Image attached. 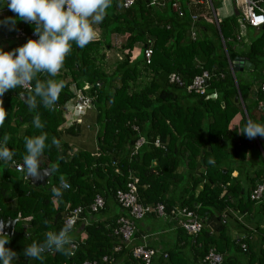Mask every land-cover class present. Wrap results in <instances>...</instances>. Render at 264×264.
<instances>
[{"label": "trees", "instance_id": "trees-1", "mask_svg": "<svg viewBox=\"0 0 264 264\" xmlns=\"http://www.w3.org/2000/svg\"><path fill=\"white\" fill-rule=\"evenodd\" d=\"M121 1L113 0L105 20L97 26L99 39L83 49L73 44L58 76L39 77L64 82L65 87L52 109L38 103L35 110H30L20 95L25 94L27 98L31 93L21 88L10 90L3 97L7 118L0 127V141L5 134L10 136L8 147L15 153L14 163H23L24 137L46 132L49 147L41 157L40 166L56 169L47 176L43 186H34L23 178V172L0 161V220H16L15 234L6 246L20 254L17 264H81L85 260L96 264H138L131 256L132 245L137 242L135 236H138L137 243L144 236L146 245L152 247L148 243L151 231L136 234V230L129 244L112 234L115 219L122 213L114 193L124 188L131 173L138 179L140 203H162L166 218L171 207L177 204L203 221L195 236L175 227L173 244L162 243L161 251L150 264H206L200 259L210 247L221 254L219 264H264V248H261L264 198L249 199L251 188L264 178V160L259 150H264V138L256 137L263 168H252L255 157L247 146L254 140L239 134L233 142L234 131L230 127L236 121L237 131L249 118L264 123V110L256 109V99L264 98L259 88L264 84V29L247 25V42L242 41L244 37L237 42L234 34L239 30L232 13V19L218 20L219 31L215 28L210 38L198 33L205 30V25L197 17L196 38L190 39L187 33L193 13L186 5L187 0H179L181 16L172 11V0H166L162 7L150 5L151 0H136L127 8L122 7ZM6 3L7 0H0V20L15 16ZM16 30L22 31L20 38L13 37ZM31 34H34V25L20 20L16 21L14 30L0 26V48L11 51L32 39ZM111 34L123 35L124 43L117 47L119 57L108 68L105 50L112 48ZM137 41L151 47L149 64L144 63L141 52L134 60L130 59V51ZM229 53L241 55L253 64L251 81L242 76L238 78V72L231 73L226 56ZM201 69L223 74L221 78L214 76L208 80L207 98L185 89ZM169 73L178 74L182 85L168 82ZM97 81L100 86L93 87ZM85 82L92 85L90 93L95 95L98 126L95 155L85 150L71 151L60 137L64 121L60 106L72 97L69 86L72 83L80 87ZM236 94L241 98L246 117L233 100ZM37 113L43 129L33 126ZM76 126L73 122L64 130L76 135ZM139 135L145 142L131 154L132 144ZM53 138L59 141V146L52 144ZM155 138L162 146L153 145ZM226 141L231 142L229 146H224ZM233 172L236 174L232 175ZM60 175L66 177L71 187L56 198L52 190L59 187ZM96 194L103 197L104 205L90 213L88 206ZM65 204L70 208L80 206L82 215L88 218L80 231H77L80 224L75 225L74 255L69 257L53 251L45 253L43 261L28 260L22 255L24 248L33 241L42 242L48 231H59L64 226ZM110 204L120 209L119 214L106 215ZM230 224L248 236L244 240L245 251L239 246L238 238L230 237ZM117 245L119 249L113 251ZM104 255L108 257L107 262L100 261Z\"/></svg>", "mask_w": 264, "mask_h": 264}, {"label": "clouds", "instance_id": "clouds-1", "mask_svg": "<svg viewBox=\"0 0 264 264\" xmlns=\"http://www.w3.org/2000/svg\"><path fill=\"white\" fill-rule=\"evenodd\" d=\"M112 3L113 0H7V7L15 16L0 20V26L14 30L16 21L20 20L34 25V35L38 38L28 39L11 51L0 48V127L7 118L3 97L10 90L27 87L31 93L26 98L30 110H35L38 103L46 109L54 107L65 87L64 82L39 77L58 76L73 44L83 49L98 38L97 26L105 20ZM33 126L44 127L38 113L33 118ZM239 133L248 139L264 138V123L249 118ZM9 140L10 136L5 134L0 141V161L13 166L15 153L8 147ZM47 141L46 132L24 137L25 155L20 171L33 182L43 181L56 171L40 166L41 157L49 147ZM52 144L59 146V141L53 138ZM70 187L66 177L60 175L59 187L52 190L54 197H62L63 191ZM77 219L73 216L59 231H48L42 242L33 241L23 249L22 255L39 261L44 260L45 253L53 251L69 257L74 255L73 231ZM4 227L5 223L0 222V264H17L20 254L6 246L10 237Z\"/></svg>", "mask_w": 264, "mask_h": 264}, {"label": "built area", "instance_id": "built-area-1", "mask_svg": "<svg viewBox=\"0 0 264 264\" xmlns=\"http://www.w3.org/2000/svg\"><path fill=\"white\" fill-rule=\"evenodd\" d=\"M136 0H122V7L131 6ZM166 0H151L149 2L152 6H163ZM209 6L212 9L211 1L208 0ZM170 7L174 13L178 16L183 14L181 9L179 0H172L170 2ZM232 7H235L238 15V30L234 34V39L237 42L241 41L242 36L240 35V28L245 26L253 27L254 29L261 28L264 25V0H232ZM213 11V10H212ZM214 13V11H213ZM197 14H191L190 19V27L188 29V37L190 39L196 38V31L194 26V21L197 19ZM218 18L214 13V21L215 26L218 30ZM219 31V30H218ZM23 35L21 30H16L14 33V38H20ZM6 35H4L5 37ZM30 37L34 39V34H31ZM6 38V37H5ZM220 41L222 43L223 49V39L219 34ZM244 42H247L246 39L242 38ZM264 50V47H263ZM141 54L143 57V61L145 64H149L152 54V49L148 45H143L141 48ZM227 56V55H226ZM228 59V58H227ZM228 61V60H227ZM229 70L231 71L230 64L228 63ZM214 76L222 77L223 74L221 72H217L214 70H206L201 69L200 72L194 75L188 85H186L185 89L187 92H193L198 95H204V97H208L206 94L207 82ZM168 82L182 85V80L179 75L176 73H169ZM100 82H95L93 87H99ZM90 88L92 85L90 83H83L82 86L76 87L72 83L69 86V89L72 93V97L65 101L61 106L60 110L63 113L64 121L63 124L67 123L70 125L71 123H77L80 116L84 114V112L88 109L94 107V99L95 95L90 93ZM260 92L264 96V84H260L259 86ZM24 91H29L27 87L21 88ZM239 95V94H238ZM240 98V96H239ZM241 100V98H240ZM242 102V101H241ZM243 105V104H242ZM241 107V105H240ZM242 109V108H241ZM256 109L258 111L264 110V98L256 99ZM243 111V110H242ZM246 117V113H243ZM247 120V118H246ZM134 130L137 129L136 126H132ZM256 146L259 147V142L256 138L253 139ZM145 142L144 137L139 135L132 144L131 154H135L138 148ZM154 146H162L158 138H155L153 141ZM260 153L264 159V150L259 148ZM97 153V148L94 152V155ZM21 163H14V168L17 171H20ZM116 171V169H115ZM24 174V173H23ZM23 178L25 176L23 175ZM137 184L138 179L136 176L131 173L128 174L125 186L123 189H117L114 193V200L121 208L122 213L118 215L115 219L114 225L112 227V234L117 236L124 243H131L133 239V235L137 230L136 224L139 220L144 218V216L152 213L158 217H165L166 213L164 211V205L162 203L155 204H142L138 201L137 197ZM264 198V178L260 183H257L251 190L249 191V199L253 201H260ZM104 205V199L101 195H94L91 203L88 206L90 213L97 212ZM76 216L78 219L76 223H79L80 226L77 228V231L81 230L83 225L88 223V218L82 215V208L80 206H76L74 208H70L68 204H65V210L62 216L63 225L66 221ZM168 216L175 222V225L181 228L187 235L195 236L200 229L202 228V222L199 216L195 215L191 211L187 210L185 207H181L178 205H174L169 210ZM76 225V224H75ZM82 232V231H81ZM83 233V232H82ZM239 239V238H238ZM245 239H248V236L244 234L238 240V244L241 247L242 251L246 249ZM77 242L75 241V245ZM261 248H264V243L261 245ZM119 249L118 245L113 248V251H117ZM159 253L155 248L149 247L146 245V241L144 240V236L139 243H135L131 248V256L134 259H137L138 264H150L153 257ZM165 256V254H162ZM102 262H107L108 257L104 255L101 260ZM222 261V256L220 253L216 252L213 247H210L205 255L200 259V262L206 264H219ZM81 264H96L95 261L85 260Z\"/></svg>", "mask_w": 264, "mask_h": 264}, {"label": "crops", "instance_id": "crops-1", "mask_svg": "<svg viewBox=\"0 0 264 264\" xmlns=\"http://www.w3.org/2000/svg\"><path fill=\"white\" fill-rule=\"evenodd\" d=\"M196 2L201 3V0H196ZM190 10L191 9H189V11ZM238 25L239 24L237 22V26ZM99 38H100V35L98 33V39ZM245 38L246 37H244V39ZM109 41H110V44L112 46L114 44H116V46L113 48L120 47V45H122L124 43V36L121 34H111L109 36ZM141 48H142V43L140 41H137L134 43L133 48L130 51V54H131L130 59L131 60H134L136 57H138V55L141 52ZM117 57H119V55ZM244 71H246V70H241V72L239 73L240 74L239 76L243 77ZM80 120H81V122H80ZM67 126H68L67 123L61 124L60 128H61L62 132H61L60 137H61V140L63 142H66L68 144V146L70 147V150L71 151L85 150V151H88L90 154H94V152L97 148L95 138H96V131L98 128L97 122H96L95 108L93 107L91 109L86 110L84 112V114L80 116V118L77 122V126L75 127L77 129L76 135H71V134L66 133L64 129ZM232 130L234 131V137H235L236 127H234ZM80 131H82L81 134H80ZM236 139L237 138L233 139V142H235ZM181 169H182V167L179 166L178 171H180ZM233 173H235V172H233ZM235 174H233V175H235ZM174 205H177V204H174ZM111 206H114V205L110 204V207ZM119 212H120V209L116 212L110 208V211L108 212V214H110L109 216H111L115 213L119 214ZM232 214H234V213H232ZM222 215H223L222 217H224V213H222ZM95 217L99 218L97 215H95ZM105 218L106 217H104L102 219H105ZM240 219H242V216L240 217ZM209 223L211 224V222H209ZM263 225H264V222H263ZM137 226H138V228H137L136 234H141V233L149 234V231H151L150 234H152V236L149 239L148 243L153 248H155L158 252L161 251L160 247L162 246L161 245L162 243L165 244L166 246L167 245L171 246L174 242L175 236L172 233V231H174V229H176L175 227H177V226L175 225V222L170 218L158 217V216H156V217L145 216L144 218H142L141 220H139L137 222L136 227ZM207 228L211 229L209 227V225L207 226ZM228 232H229V235L231 238H239V239L241 238V236H243L245 234V233L238 232L236 230V228H234V226H231V224L228 227ZM136 237H138V236H135V239L138 242V239Z\"/></svg>", "mask_w": 264, "mask_h": 264}, {"label": "rangeland", "instance_id": "rangeland-1", "mask_svg": "<svg viewBox=\"0 0 264 264\" xmlns=\"http://www.w3.org/2000/svg\"><path fill=\"white\" fill-rule=\"evenodd\" d=\"M210 1L212 4V9L209 6L208 0H201V3L196 2V0H187L186 5H187L188 9H191L190 12L193 14L194 13L197 14V16L200 18L201 22L205 25V30H199L198 33L200 35H205L206 37L211 38L212 36H214V29L216 28L215 21H214V13L219 20H221V19H232L235 16L236 22H238V15L232 16V0H210ZM212 10L214 11V13ZM240 35L242 37H248V32L246 31V27L240 28ZM219 41H220V38H219ZM115 46H116V44H114L111 49L105 50L106 61H107L106 65L108 68H109V66L111 67L110 63L112 64L113 59L119 55V48L118 49H117V47L113 48ZM222 48H223V46H222ZM235 48H236V46H235ZM106 65H105V67H106ZM252 70L253 69L244 71L243 78L246 79L247 81H251V79L254 76V74L251 73ZM235 72H238L237 74L239 75V73L241 71H235ZM240 77L241 76H238V78H240ZM256 83L258 84V82H256ZM80 122H81V120H80ZM235 123H236V121L231 124L230 127L232 129L235 126L237 127V124L235 125ZM241 128H242V126L239 127V129L235 132V137L233 139L237 138V136L240 134L239 130ZM81 132L82 131H80V134H81ZM230 143H231L230 141H226L224 143V146H229ZM247 147L250 148L249 152H251L252 156L255 157L252 160V168H263V166H261L263 164V162L260 158H258L259 156H258V151L256 149V147H257L256 144H254V142L252 143V141H251V146L249 145ZM223 163H225V162H222L221 164H223ZM233 174H235V173H232V175ZM110 208L113 211H118V208L115 205L111 206ZM106 215H108V213H106ZM154 217H156V216H154Z\"/></svg>", "mask_w": 264, "mask_h": 264}, {"label": "water", "instance_id": "water-1", "mask_svg": "<svg viewBox=\"0 0 264 264\" xmlns=\"http://www.w3.org/2000/svg\"><path fill=\"white\" fill-rule=\"evenodd\" d=\"M232 13H233V15H237V10H236L235 7H232ZM261 28L264 29V25H262ZM226 55H227V58H228L227 59L228 63L230 64V67H231V73L232 74H233L234 71L251 70V69H253V64L250 61H248L247 59H245L243 56L236 55L234 53H229V54H226ZM20 98L22 100H25L26 99V95L25 94H21ZM233 100H234L235 103H238L239 105H241L243 113H245V110L243 108L242 102H241L238 94H236L233 97ZM42 169H49V168L48 167H43ZM24 176L27 179V182L29 184H31V185H34V186H43L46 183V179H44L43 181L33 182L25 174H24ZM15 221H16L15 219H7L4 222L0 220V222L5 223L4 232L6 234H8L9 237L12 236L13 234H15V231L13 229V225H14Z\"/></svg>", "mask_w": 264, "mask_h": 264}, {"label": "flooded vegetation", "instance_id": "flooded-vegetation-1", "mask_svg": "<svg viewBox=\"0 0 264 264\" xmlns=\"http://www.w3.org/2000/svg\"><path fill=\"white\" fill-rule=\"evenodd\" d=\"M4 222V221H3Z\"/></svg>", "mask_w": 264, "mask_h": 264}]
</instances>
